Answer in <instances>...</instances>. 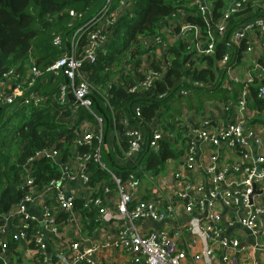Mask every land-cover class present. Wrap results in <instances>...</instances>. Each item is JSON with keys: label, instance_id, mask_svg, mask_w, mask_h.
<instances>
[{"label": "built area", "instance_id": "1", "mask_svg": "<svg viewBox=\"0 0 264 264\" xmlns=\"http://www.w3.org/2000/svg\"><path fill=\"white\" fill-rule=\"evenodd\" d=\"M195 1L209 27L203 29L188 19L186 11H181L168 17L157 34L141 35L148 47L144 66H140L144 77L131 90L150 87L156 79L164 77L172 58L168 47L179 40L187 43L188 52L213 54L216 40L227 32L231 13L241 9L247 0H230L217 23L213 21L211 1ZM113 3L114 0H107L101 11L87 22L84 32L88 43L79 57L74 46L76 37H81L83 31H76L70 47L49 66L55 74L62 72L69 79L61 85L56 98L65 101L72 91L76 103L95 114L101 125L100 143L105 138L104 116L94 110L95 84L89 80L82 63L96 59L106 39L103 31L132 5L131 0ZM258 4L263 8L260 12L264 11V3ZM70 13L77 14L74 9ZM244 37L249 41L241 51L239 62L232 65L234 55L230 51L219 60L220 67L227 70V80L244 83L242 94L236 101L212 103V113L206 118L213 123L183 114L178 122L183 126L182 136L176 141L174 131H164L155 123L147 134L146 125H131L125 116L120 118L124 131L114 127L108 140L105 138L108 146V142L121 145L123 134L129 140V145L118 155V161L123 164L138 165L146 148L159 152L163 138L182 149L180 154L166 160V166L167 162H173L175 167L162 173L146 197L143 194L146 189L140 186L142 179L134 171L123 176L110 170L114 185L105 178L93 180L92 160L108 167L100 146L95 152L91 149L96 124L88 118L77 123V136L66 159L55 145L31 156L25 163L24 194L8 210L0 212V259L5 264H100V254L116 256L117 251L134 264H183L188 257L204 264H215L217 260L224 264H264V123L251 118L248 104L254 74L264 77V66L257 59L259 51L264 50V12L245 21L233 33L238 45ZM62 41L63 35L59 33L55 43L61 45ZM155 55L160 61L157 67L151 65ZM196 55L191 58L196 59ZM31 65L32 72L38 75L39 67L35 63ZM12 73L19 76L17 69H10L11 82H7L10 85L14 82ZM186 82L190 85L181 88L182 94L190 93L191 85L205 84L191 77ZM4 84L0 85L3 101H12L24 91L20 87L4 91ZM256 84L264 104V83ZM41 97L31 90L23 102H38ZM136 109L140 114L139 105ZM43 157L58 163L61 174L39 187L34 183L32 166L35 159ZM145 175L153 179L152 174L145 172ZM255 186L260 190L255 191ZM85 208L96 209V215L86 216L85 221ZM92 220L96 224L90 233L87 224ZM149 220L165 224L143 229L140 224ZM100 232L103 237H99Z\"/></svg>", "mask_w": 264, "mask_h": 264}, {"label": "trees", "instance_id": "2", "mask_svg": "<svg viewBox=\"0 0 264 264\" xmlns=\"http://www.w3.org/2000/svg\"><path fill=\"white\" fill-rule=\"evenodd\" d=\"M131 1L132 5L103 31L106 39L100 45L96 59L82 63L89 80L95 84L94 110L104 116L102 131L107 140L114 127L124 131L120 118L127 116L131 125L143 123L150 128L156 123L164 131H174L176 141H179L183 126L178 122L181 120L179 115L182 110H179L181 106H176V103L180 105L176 101V95L182 94V87L190 85L186 82L188 77L205 83L201 86L191 85L190 94L196 93L194 100L200 102H192L189 107H196L195 111L199 113L203 111V97L219 95L223 99L217 100L236 101L241 96L244 83L230 79L226 84L224 80L227 70L220 67L219 60L230 51L234 55L231 58L232 65L240 61L241 51L249 40L244 37L238 45L233 40V33L245 21L264 12H260L263 8L258 4L264 1L247 0L241 9L231 13L227 32L222 39L216 40L213 54L196 55V51L188 52L184 40L170 45L168 50L172 58L164 77L156 79L150 87H138L134 90H131V86L137 85L144 77L140 66H144V54L148 50L141 35L157 34L167 23L168 17L179 15L181 11H186L188 19L200 24L203 29H207L209 24L195 0ZM210 1L213 21L217 23L230 0ZM106 2L107 0H0V85L5 83L4 91H12L15 87L24 89L12 101L0 99V212L8 210L24 194L22 183L27 171L25 163L31 156L52 145L59 148L63 159L69 156L71 144L77 136V123L83 118L96 124L92 151L95 152L100 146L102 159L107 167V161L115 167L114 171L92 160L90 168L94 181L105 178L114 185L110 170L123 176L134 171L138 177H144L147 169L156 174L162 173L166 168V160L182 151L175 148L171 140L163 138L160 151L146 148L138 165L120 163L118 155L129 145L126 136L123 134L121 145H111L108 142V146L104 142L105 138L100 143L101 125L95 114L87 107L71 101L69 96L65 101L56 98L59 88L67 81L62 72L55 74L49 66L68 49L67 42L73 41L76 31L81 33L86 30L87 22L101 11ZM118 2L119 0H114L113 4ZM71 9L77 14H71ZM59 33L63 35L61 45L55 43V37ZM76 38L74 52L79 57L88 38L85 32ZM195 55L196 59L191 58ZM257 59L264 66V53ZM159 62L155 55L151 65L157 67ZM32 63L39 67L38 75L32 72ZM122 64H131L132 67L126 69ZM10 69H17L19 72V76L12 73L15 76L11 77L14 80L11 85L7 83L11 82L8 76ZM254 76L255 83L249 85L248 104L254 111V116H258L263 111L264 104L262 97L258 95L256 82L264 83V77H259L257 73ZM31 90L42 97L38 102H23ZM138 105L141 108L140 114L136 109ZM146 132L148 134L147 129ZM85 148L88 147H82ZM140 165L144 169L138 170ZM32 168L34 183L39 187L61 174L58 163L45 157L35 159ZM78 204L82 207V199H78ZM86 209L83 213L85 221L86 216L96 215V209ZM95 224L94 220L87 224L90 233ZM0 264L5 263L0 259Z\"/></svg>", "mask_w": 264, "mask_h": 264}, {"label": "crops", "instance_id": "3", "mask_svg": "<svg viewBox=\"0 0 264 264\" xmlns=\"http://www.w3.org/2000/svg\"><path fill=\"white\" fill-rule=\"evenodd\" d=\"M263 53H264V50L263 49L260 50L259 51V56L263 55ZM239 67H241V65H239ZM224 82L226 84L229 83V80H227V77L224 80ZM204 98H207V97H203V100H204ZM215 100L217 101V99H215ZM253 112L254 111H252L253 115H252L251 118L254 117L253 120H255V121L259 122V123H264V109L258 116L257 115L254 116ZM211 113H212V110H211V108H209V110L206 113H203V114H201V116H199V120L203 119L205 122L211 121V120L206 118L207 116H210ZM255 117H258V118L255 119ZM251 123H254V122H251ZM175 165L176 164L173 163V162H167V166H166L165 169L170 170V169L173 168V166L175 167ZM162 173H164V172H162ZM143 188H144V186H143ZM148 192L149 191L146 188V190L143 191V194L145 195ZM163 224H165L163 221L149 220L146 223L140 224V225L143 227V229H147V228H152V227H159V226H162ZM103 236H104V234L100 232L99 233V237H103ZM115 252H116V256H110V253L108 255L100 254L99 255L100 264H134V263H132L130 261V259H128V256H124L122 253H119L117 251H115ZM183 264H204V263L202 261H195L191 257H188L187 259L184 260ZM215 264H224V263L222 261L217 260V261H215Z\"/></svg>", "mask_w": 264, "mask_h": 264}, {"label": "rangeland", "instance_id": "4", "mask_svg": "<svg viewBox=\"0 0 264 264\" xmlns=\"http://www.w3.org/2000/svg\"><path fill=\"white\" fill-rule=\"evenodd\" d=\"M260 1H264V0H260ZM124 63V62H123ZM122 65H124V64H122ZM195 94L196 93H192V94H190V93H188V94H181V95H179L178 93H177V99H176V101L180 104V105H178L177 103H176V106L179 108V106H181V108L179 109V110H182L181 111V115H179L181 118L183 117V114H186V113H188V115H191L195 120H198V118H199V116H201V114H203V113H206L208 110H209V108L210 107H212L213 105H212V103H216V100L215 99H223V98H221V96H219V95H216V96H213L212 95V97L211 96H207V98H204V103L202 102V108H203V111H202V113H199L198 111H195V108L196 107H193V108H190L189 107V105L193 102V103H198V102H200L199 100H194L195 99ZM213 98V99H212ZM189 108V109H188ZM189 110V111H188ZM187 115V114H186ZM107 161V160H106ZM107 164H108V167L110 168V169H112V170H114L115 171V167L112 165V163H110V161H107ZM143 168V166L142 165H140L139 167H138V170L139 169H142ZM144 169V168H143ZM166 171H168L167 169H165ZM165 170L163 171V172H165ZM145 172L147 173V174H152V176H153V179L152 180H149L148 178H147V175H145L144 174V177H141V179H142V181H141V188L144 186V188L146 189L147 188V190L148 191H150L151 189H152V186L154 185V183L156 182H158L159 181V178L163 175L162 173H159V174H156L154 171H152L151 169H147V170H145ZM136 173V172H135Z\"/></svg>", "mask_w": 264, "mask_h": 264}, {"label": "water", "instance_id": "5", "mask_svg": "<svg viewBox=\"0 0 264 264\" xmlns=\"http://www.w3.org/2000/svg\"><path fill=\"white\" fill-rule=\"evenodd\" d=\"M67 47H70V42H67ZM66 81H69V79L66 78ZM69 98H70L71 101H73V102H77V98L75 97V95H74V93H73L72 91H69ZM97 106H98V104H97ZM99 109H100V108H99ZM100 111L103 112L102 109H100ZM207 122H208V123H213V121H207ZM147 130L149 131L150 128L147 127ZM259 190H260V189H259L257 186H255V191H259Z\"/></svg>", "mask_w": 264, "mask_h": 264}]
</instances>
